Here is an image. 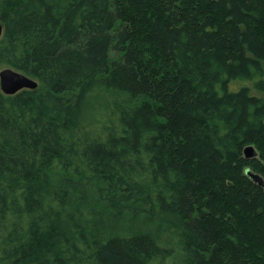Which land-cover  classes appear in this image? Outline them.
<instances>
[{
	"label": "trees",
	"instance_id": "16d2710c",
	"mask_svg": "<svg viewBox=\"0 0 264 264\" xmlns=\"http://www.w3.org/2000/svg\"><path fill=\"white\" fill-rule=\"evenodd\" d=\"M0 21V65L39 82L0 89V264H264V98L230 90L264 89V0H0Z\"/></svg>",
	"mask_w": 264,
	"mask_h": 264
},
{
	"label": "rangeland",
	"instance_id": "374dc122",
	"mask_svg": "<svg viewBox=\"0 0 264 264\" xmlns=\"http://www.w3.org/2000/svg\"><path fill=\"white\" fill-rule=\"evenodd\" d=\"M9 66L6 65H0V72L2 70H4L5 68H7ZM259 79H254V80H250V81H242V80H234L230 83V90H238L241 86L247 85L250 87L251 89V93L254 95H258V96H262L264 98V89L258 88L256 87V82H258ZM95 95V96H94ZM104 94H100L99 92H94V94H90V110L86 111V115L88 121H92L96 118H98L99 120H105L106 119V114L108 112V108H106L105 103L108 102L110 99H106L105 97H103ZM124 103H128L127 99L122 97L121 99ZM88 114V115H87ZM253 145V144H251ZM256 150V149H255ZM256 154L258 155V152L256 150ZM55 173H59L58 171H56ZM154 224L152 225H148L145 227H136L135 229H140V230H147V229H153L154 228ZM121 230H125L121 229ZM160 236L162 239H164V241L171 247H173L174 249V254L173 257L176 256V258H172V261H177L178 263L181 261V255L179 254V240L177 238L176 235L172 234L171 232L168 231H162L160 232Z\"/></svg>",
	"mask_w": 264,
	"mask_h": 264
},
{
	"label": "water",
	"instance_id": "95a60500",
	"mask_svg": "<svg viewBox=\"0 0 264 264\" xmlns=\"http://www.w3.org/2000/svg\"><path fill=\"white\" fill-rule=\"evenodd\" d=\"M3 32L4 25L0 21V38ZM38 85V80L12 67H7L0 72V89L5 94H14L25 88L34 89L37 88ZM245 156L247 158L257 157L253 145L250 144L245 148ZM247 173L255 182L264 187V178L260 174L254 172L250 168L247 169Z\"/></svg>",
	"mask_w": 264,
	"mask_h": 264
},
{
	"label": "bare ground",
	"instance_id": "6f19581e",
	"mask_svg": "<svg viewBox=\"0 0 264 264\" xmlns=\"http://www.w3.org/2000/svg\"><path fill=\"white\" fill-rule=\"evenodd\" d=\"M255 152H256V150H255ZM252 170V169H251ZM259 174V173H258ZM262 176V175H261ZM263 177V176H262ZM264 178V177H263Z\"/></svg>",
	"mask_w": 264,
	"mask_h": 264
}]
</instances>
